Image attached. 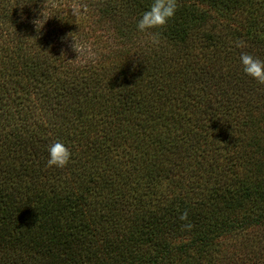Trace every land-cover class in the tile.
I'll return each instance as SVG.
<instances>
[{"label": "trees", "instance_id": "16d2710c", "mask_svg": "<svg viewBox=\"0 0 264 264\" xmlns=\"http://www.w3.org/2000/svg\"><path fill=\"white\" fill-rule=\"evenodd\" d=\"M150 2L0 0V264H264V0Z\"/></svg>", "mask_w": 264, "mask_h": 264}, {"label": "clouds", "instance_id": "9594fccd", "mask_svg": "<svg viewBox=\"0 0 264 264\" xmlns=\"http://www.w3.org/2000/svg\"><path fill=\"white\" fill-rule=\"evenodd\" d=\"M177 0H151L148 7L138 16L136 29L139 32L162 28L167 21L175 15ZM161 33H152L153 42H158ZM241 71L259 84H264V60L254 57L249 53L242 52L239 57ZM47 165L63 168L70 160L71 153L68 148L59 140L47 145ZM180 220L187 219V212L180 214ZM190 225H186L189 227Z\"/></svg>", "mask_w": 264, "mask_h": 264}]
</instances>
